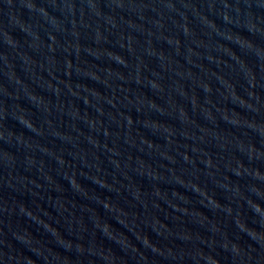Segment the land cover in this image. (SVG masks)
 <instances>
[{
	"label": "water",
	"instance_id": "95a60500",
	"mask_svg": "<svg viewBox=\"0 0 264 264\" xmlns=\"http://www.w3.org/2000/svg\"><path fill=\"white\" fill-rule=\"evenodd\" d=\"M0 264H264V0H0Z\"/></svg>",
	"mask_w": 264,
	"mask_h": 264
}]
</instances>
